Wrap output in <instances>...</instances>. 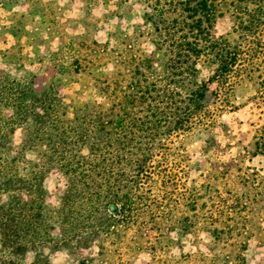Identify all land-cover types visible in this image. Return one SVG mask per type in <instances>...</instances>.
<instances>
[{
    "label": "rangeland",
    "instance_id": "obj_1",
    "mask_svg": "<svg viewBox=\"0 0 264 264\" xmlns=\"http://www.w3.org/2000/svg\"><path fill=\"white\" fill-rule=\"evenodd\" d=\"M211 2L213 36L236 58L231 71L185 129L155 140L142 175L121 184L129 187L125 207L108 204L82 220L81 199L64 201L71 182L50 165L35 203L49 232L48 249L38 252L14 241L15 213L18 203L36 199L25 184L38 170L39 146L57 138L52 121L69 132L85 102L106 98L100 110L120 113L134 70L151 75L139 62L153 52V35L143 0H0V76L61 103L45 125L50 135L31 141L34 152L9 163L20 128L0 140V264H264V4L250 29L256 0ZM210 75L202 70L198 80ZM10 113L0 104V129L12 126ZM26 122L35 127L30 116ZM78 237L88 238L84 246H76Z\"/></svg>",
    "mask_w": 264,
    "mask_h": 264
},
{
    "label": "trees",
    "instance_id": "obj_2",
    "mask_svg": "<svg viewBox=\"0 0 264 264\" xmlns=\"http://www.w3.org/2000/svg\"><path fill=\"white\" fill-rule=\"evenodd\" d=\"M143 2L146 4L143 16L152 29L154 50L139 63L151 75L147 77L138 68L134 70L130 83L121 92L124 97L120 113L115 116L100 110L109 100L106 98L102 103L85 102L81 109H87L84 114H79L81 109L74 114L72 125L76 126L68 128L69 132L56 129L57 120L52 121L57 138H46L39 146L42 155L36 164L38 170L29 174L31 180L25 184L26 194L34 193L36 199L18 203L15 213L13 239L25 249H48L49 232L44 224L42 206L39 211L38 203H35L42 193L38 186L40 177L50 165H57L62 175L71 182L64 201L81 199L76 206L77 216H82V220L87 221L108 204L125 207L129 200V187L121 184L128 183V177L135 181L142 175L144 157L158 137L182 131L199 116L205 108L210 87L215 81L223 79L236 63L234 54H230L213 36L215 10L211 0ZM256 3V10L249 16L251 24L246 26L250 29L259 21L256 14L260 13L258 8L264 0H256ZM202 70L210 71L211 75L205 80H198ZM104 87L106 90L108 85ZM100 91L97 95L102 93ZM0 104L3 109H10L9 119L12 120L11 128L0 129V140L4 141L14 132V127L20 128L19 144L13 150L15 156L9 163L19 160L26 150L34 152L31 142L34 137L43 133L50 135V129H46L45 125L52 118L56 119L53 115L55 109L61 107L60 101L51 97L49 91L37 97L27 87L19 89L18 85L7 82L1 76ZM27 116L34 121L35 127L27 129L23 126L24 123L27 125ZM163 129L165 131L159 134ZM5 150L9 152L10 149ZM113 174L118 176L110 184ZM76 185H80L88 195L77 196ZM2 186L3 190L11 189L12 180H6ZM117 191H124L120 198ZM87 239L78 237L76 246H84Z\"/></svg>",
    "mask_w": 264,
    "mask_h": 264
}]
</instances>
